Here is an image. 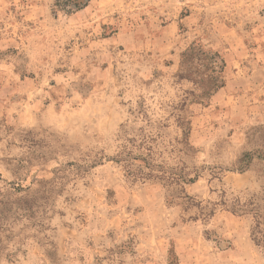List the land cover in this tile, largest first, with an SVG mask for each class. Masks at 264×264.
I'll list each match as a JSON object with an SVG mask.
<instances>
[{"label":"rangeland","instance_id":"rangeland-1","mask_svg":"<svg viewBox=\"0 0 264 264\" xmlns=\"http://www.w3.org/2000/svg\"><path fill=\"white\" fill-rule=\"evenodd\" d=\"M195 40L224 65L203 101L177 76ZM249 203L264 206V0H0V264H264L234 212Z\"/></svg>","mask_w":264,"mask_h":264},{"label":"trees","instance_id":"trees-1","mask_svg":"<svg viewBox=\"0 0 264 264\" xmlns=\"http://www.w3.org/2000/svg\"><path fill=\"white\" fill-rule=\"evenodd\" d=\"M89 0H55L59 9L67 11L79 10L86 6ZM223 60L220 55L210 48H206L199 40H195L180 54V68L177 76L192 81L199 91L197 99L205 100L212 96L222 85ZM185 132V129L184 131ZM185 141L182 140V144ZM125 161L132 163L138 169H146L158 179H165L170 184L193 181L185 176L173 172H166L162 166H155L151 160L141 155L129 153ZM139 161L141 164L135 165ZM139 173V170H137ZM159 173V174H158ZM151 175V174H150ZM162 175V176H157ZM166 176V177H165ZM149 177V176H148ZM234 212L250 214L253 218L252 237L257 245L264 249V206L249 203V205L238 206Z\"/></svg>","mask_w":264,"mask_h":264}]
</instances>
